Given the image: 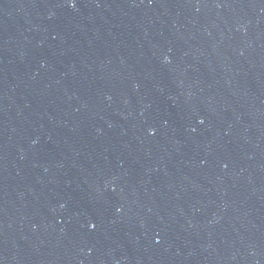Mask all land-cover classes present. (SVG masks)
<instances>
[{
  "label": "water",
  "instance_id": "95a60500",
  "mask_svg": "<svg viewBox=\"0 0 264 264\" xmlns=\"http://www.w3.org/2000/svg\"><path fill=\"white\" fill-rule=\"evenodd\" d=\"M0 264H264V0H0Z\"/></svg>",
  "mask_w": 264,
  "mask_h": 264
}]
</instances>
